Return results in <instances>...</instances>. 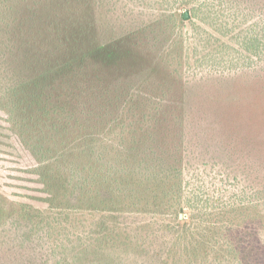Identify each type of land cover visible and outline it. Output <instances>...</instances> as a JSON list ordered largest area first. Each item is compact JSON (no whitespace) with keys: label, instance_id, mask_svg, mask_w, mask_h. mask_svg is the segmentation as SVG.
<instances>
[{"label":"rangeland","instance_id":"374dc122","mask_svg":"<svg viewBox=\"0 0 264 264\" xmlns=\"http://www.w3.org/2000/svg\"><path fill=\"white\" fill-rule=\"evenodd\" d=\"M178 2L0 0V264H264V0ZM99 155L102 211L63 198Z\"/></svg>","mask_w":264,"mask_h":264},{"label":"trees","instance_id":"16d2710c","mask_svg":"<svg viewBox=\"0 0 264 264\" xmlns=\"http://www.w3.org/2000/svg\"><path fill=\"white\" fill-rule=\"evenodd\" d=\"M178 1H179L178 2L179 5L188 6L196 0H193L192 2L191 0H178ZM191 9L193 12L197 10L196 7H192ZM180 17L182 20L189 19V15L186 14V12L180 14ZM255 35H256V37H254L255 41L251 40L250 45L246 46V48H248V51L251 50L252 48L255 49L256 51L259 49L260 43L259 42L256 43L257 42L256 39L258 35L257 34ZM253 41L255 43H252ZM257 44L258 46L256 47ZM98 161L100 168H95V165L94 166L89 165L87 168H83V170H77V169L72 170V173L68 176L66 181L67 184L65 185L66 189L63 198L74 199L77 202L78 201L84 202L88 205L90 210H97V211H102L112 206L119 207V204L122 203L121 200L122 199L126 200L125 198H122L119 195L120 190H117L116 192L115 189H112L110 187L109 176L110 178L113 176V173L115 172V168L113 167L111 169L110 166L106 169V173H104L103 171L104 167L102 164L103 161L101 155H99ZM45 177L46 175L44 173L40 174L41 182L46 187L48 192V193L46 192L44 193L46 195L47 194L49 195V193H52L50 192L52 190V186H51L52 184L50 185V183L44 179ZM175 179L179 180L177 177H175ZM163 181L167 182L166 179ZM234 196L236 198L239 197L237 195ZM161 197L163 201H165L166 203L164 204L166 207L165 212L168 211L167 213L171 214V216L176 215L175 225L169 223L161 226V229L166 230L165 233L168 232V235H172L171 232L174 230L175 227L177 228L171 237V239L173 240L172 246L174 247V249H176L177 247H179L178 244L182 242L184 236L187 237V235L193 233L192 224L194 225V221H195L194 218H192L187 223H182L184 220L181 219V216L179 214V212L182 209H184L185 200L187 199V197H189L188 190H185V187L183 186V184H180V181L177 183H170L164 186V188L161 190ZM243 197L245 198V196ZM56 201H57L56 199L49 200L50 209H56V207H58ZM187 203H189L186 205L188 206L187 208H190L194 211L198 210L197 208L198 203H194V200L192 198L188 199ZM74 208L76 209L75 206ZM182 227H184L183 228L184 232L181 231Z\"/></svg>","mask_w":264,"mask_h":264}]
</instances>
